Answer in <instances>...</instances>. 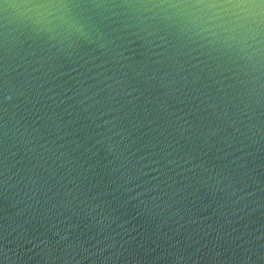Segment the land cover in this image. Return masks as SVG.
Returning <instances> with one entry per match:
<instances>
[{
  "label": "water",
  "instance_id": "1",
  "mask_svg": "<svg viewBox=\"0 0 264 264\" xmlns=\"http://www.w3.org/2000/svg\"><path fill=\"white\" fill-rule=\"evenodd\" d=\"M0 264H264V0H0Z\"/></svg>",
  "mask_w": 264,
  "mask_h": 264
}]
</instances>
